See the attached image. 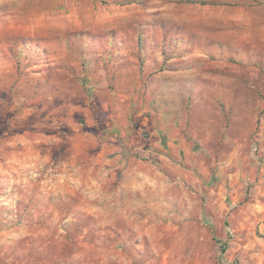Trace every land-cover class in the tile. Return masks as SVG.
Returning <instances> with one entry per match:
<instances>
[{
	"label": "rangeland",
	"instance_id": "1",
	"mask_svg": "<svg viewBox=\"0 0 264 264\" xmlns=\"http://www.w3.org/2000/svg\"><path fill=\"white\" fill-rule=\"evenodd\" d=\"M0 264H264V0H0Z\"/></svg>",
	"mask_w": 264,
	"mask_h": 264
},
{
	"label": "trees",
	"instance_id": "2",
	"mask_svg": "<svg viewBox=\"0 0 264 264\" xmlns=\"http://www.w3.org/2000/svg\"><path fill=\"white\" fill-rule=\"evenodd\" d=\"M221 251H224V247L221 248Z\"/></svg>",
	"mask_w": 264,
	"mask_h": 264
}]
</instances>
